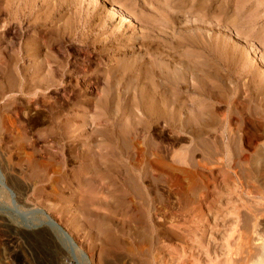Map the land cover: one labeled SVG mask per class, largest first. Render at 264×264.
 I'll return each instance as SVG.
<instances>
[{"label": "rangeland", "instance_id": "rangeland-1", "mask_svg": "<svg viewBox=\"0 0 264 264\" xmlns=\"http://www.w3.org/2000/svg\"><path fill=\"white\" fill-rule=\"evenodd\" d=\"M219 1H208L215 11L206 20L182 11L178 22L184 27L201 25L210 38L209 57H221L239 82L231 117L226 104L215 105L218 125L211 131L214 137L224 136L235 154L211 158L199 146L191 159L187 150L193 138L179 133L174 121L147 119L134 107L126 122L114 109L107 115L94 106L93 99L102 96L105 87L94 77L95 70L117 67V62H108L104 53L91 54L78 42L66 51L56 35L60 27L75 30L87 11L104 3V37L117 31L141 36L156 9L150 0H0V264H256L246 254L230 261L227 253L241 252L243 240L250 251L264 245V0H237L239 9L236 0H222L231 8V20L224 23L217 19ZM113 7L123 9L130 20L124 21L121 14L107 19ZM169 27L164 30L168 35L162 34L166 45L173 35ZM33 38L42 45L40 60L47 54L58 56L80 70L73 78L64 77L59 86L30 90L21 69L33 60L15 58ZM138 44L128 48L130 56L146 53ZM157 47L164 57L169 55ZM192 52L184 49L178 55L200 54ZM229 74L223 77L226 85ZM250 85L257 99L248 109L243 101ZM115 122L123 157L135 174L139 170L144 175L141 192L132 185L122 190L121 179L99 178L95 169L94 145L105 135L94 131H110ZM40 210L70 235L78 250L48 228ZM203 211L216 216L210 225Z\"/></svg>", "mask_w": 264, "mask_h": 264}, {"label": "bare ground", "instance_id": "bare-ground-1", "mask_svg": "<svg viewBox=\"0 0 264 264\" xmlns=\"http://www.w3.org/2000/svg\"><path fill=\"white\" fill-rule=\"evenodd\" d=\"M208 1L209 0H150L149 3L152 4V6H155L156 9L153 8L154 10L151 11L153 17L150 21H145L146 30L145 32H140V34H142L141 36L137 34L135 37H128L126 33L117 31L113 34L111 33L110 36L107 35L104 37L103 30L106 27L103 26L104 18L102 16V10L104 11L106 8L104 3L102 8L97 6L99 9L95 7L93 12L87 11L85 19L82 18L83 20L80 21L82 24L78 26L76 25L77 27L75 30H73L72 27H70L72 29L66 27H64L65 29L63 27L56 29V35H59L61 38L60 41L64 42L66 45V51H70L69 46H76L73 42H78L84 45V47L91 54L100 56L104 53V55L106 54L109 57L108 62H117V67L107 69H105V67L104 69L101 67L95 70V73L93 74L95 75L94 77L97 76L100 81H103L105 87L102 89V96H99L97 99H93L92 102L94 103V106L102 108L107 115H109V111H111V109L112 111L114 109L115 112L119 113V115L126 122L128 121V118L129 121H131L130 119L133 116L132 109H134V107L139 108L147 119H163L167 123L174 121V123H177L176 128H178L179 133L183 135L189 134L191 135L190 137L193 138V146L187 150L191 159H194L196 157V153L201 150L199 146H201L202 149L206 148V151L204 150L205 152H201L203 154L205 153L204 156L207 154L211 158H217L220 156H227L228 158L232 155V153L235 154V150L232 151L231 143H224V136L214 137L213 133L211 134V131L218 125V110H216L215 105L222 103L226 104L228 107L227 118L231 117L230 113L233 109L230 105L235 99V94L239 88V82L236 81L237 79L235 80L232 78L231 74H229L227 71L228 67L224 65L225 63H222L220 59L221 57H209V52H211L209 51L211 50L210 38H208L207 34L204 36L205 34L202 32V27H200L201 25L199 26L193 24L191 26L184 27L182 26V23L178 22L179 14L182 11L189 15L194 14L193 17H195V14H201L200 19L206 20L209 15L212 14V11H215L214 7H211L212 5H208ZM229 1L224 2L220 0L216 9L219 15L217 19L221 20V22L223 20V23L228 19L231 20V17L229 18V9H231ZM239 5L240 2L236 0L234 6L239 9ZM170 9H176L179 13L172 14ZM108 13L109 15L107 19L112 17L114 18L115 15L121 14L124 21L130 20V15L124 12L123 9L117 10L114 7L113 9L109 8ZM158 15H161V17H158ZM26 20L30 21L29 19ZM236 23L239 25L238 21H236ZM33 26H35V23L30 25V27ZM166 27H169L171 29L170 31L173 33L172 36L170 35L171 33L169 34L171 37L168 38V41L171 44L169 43L168 45H166L167 43L165 44V39L162 35L163 33H167L168 35L169 30L164 32ZM203 28L206 29V27ZM36 30L39 29L37 28ZM53 31L54 30L51 32L53 33ZM38 33L41 34L43 31H39ZM64 35L68 36L64 37ZM59 36L56 38L59 39ZM221 40L219 39L218 44L221 46V50H223L224 45ZM160 41H162V43ZM135 42H138L143 49H147L145 54L142 52H134L130 56L128 48L130 49V47H134ZM41 46L42 45H40L39 39L33 38L31 41L25 43L24 48L21 49V52L18 53V57L15 58L17 61L28 59L33 60V62L29 63L28 68L25 70L21 69V76L26 83L24 84L27 85L30 90H47L52 87L59 86L63 83L62 80H64V77L70 78L80 70L75 63H70L68 59L60 58L58 56L51 57L47 54L44 59L40 60ZM157 46L165 48V51L168 52L169 55L164 57L163 53L158 51ZM184 49H187L189 52L200 51V54H188L181 57L182 55H178V53ZM22 52H24L23 55H27L28 57H24ZM213 68H215L214 71L212 70ZM256 68L260 70L259 67ZM226 72H228L227 75L229 74L230 76L228 77L230 85H226L224 83L225 80L223 77H227ZM253 73L255 74V72L251 73L253 75L252 79L255 81V75ZM87 75H89V72H85L84 76L86 77ZM251 86L253 85H250L248 88L249 94L246 97L247 99L243 101V103L245 102L244 106L248 109L250 106H253V103L257 99L255 88H252ZM89 102L90 100L85 101L86 104ZM115 124L116 122L112 125L110 131H103L104 129L102 128H96L94 131V133L97 134L104 132L105 135V139L100 138L101 140H98L97 138L94 145V147L98 150L97 151L95 148L97 152L95 151L96 153L94 152V154H92L95 158H93L95 160V169L100 175L99 178H106L108 180L111 179V182H113L112 179L114 180L119 178V181L121 179L122 184L120 187L122 190L129 188L132 185L135 186L138 192H141V190L144 189L142 184L144 175H141L142 172L140 173L139 170L138 174H135V169L131 167L126 158L123 157V150H121L122 148L119 146V142L121 141L119 139L120 133L118 132ZM91 139L89 138V141ZM127 140L128 138L125 136L123 141L127 142ZM89 145L90 144H88V146ZM84 146L88 147L87 144H84ZM102 152L105 153L102 154ZM82 155L84 156L85 154L83 153ZM87 156L89 159L92 157L89 154ZM91 161L93 160L91 159ZM124 194L129 195L128 193ZM140 197L143 196L141 195ZM133 199L135 200V197ZM139 200L141 201L142 199ZM220 204L222 203H219V205ZM219 207L222 209V206ZM216 209L218 211L220 210L219 208ZM37 212L39 216L45 218V222H48L46 213L43 210ZM203 215V220L206 219L208 225L211 224L209 223L210 220L214 217L216 218V216L210 218L204 213V211ZM218 220L219 219H216L214 221V224H216L215 226H218ZM233 227V231H235L234 229L236 226L234 225ZM254 233H256V231ZM260 240L261 239H259V241ZM247 244L248 242L243 240V243L240 246L241 248L238 249V251L241 250L239 253H232L229 249L230 246L227 245L229 249L227 253L228 260L231 257L233 258V256L243 255L244 257L246 254L245 258L248 257L247 260L249 261L250 259L251 263L264 264V245H261L262 248H252L250 251L246 248ZM74 248L75 250H78L76 244ZM81 256L86 258L84 253H81ZM245 258H243V262ZM248 261L245 260V262ZM213 263L215 262H212V264Z\"/></svg>", "mask_w": 264, "mask_h": 264}, {"label": "water", "instance_id": "water-1", "mask_svg": "<svg viewBox=\"0 0 264 264\" xmlns=\"http://www.w3.org/2000/svg\"><path fill=\"white\" fill-rule=\"evenodd\" d=\"M47 217V226L48 228L58 237H60L64 243H67L71 246V248L73 249L75 247V243L73 242V240L71 239V237L67 234V232L61 227L59 226V224L54 221L50 216H48L46 214Z\"/></svg>", "mask_w": 264, "mask_h": 264}]
</instances>
